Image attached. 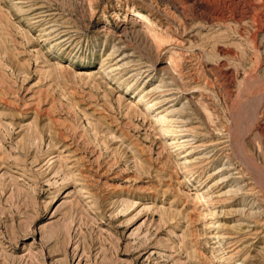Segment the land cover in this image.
<instances>
[{
	"label": "rangeland",
	"instance_id": "rangeland-1",
	"mask_svg": "<svg viewBox=\"0 0 264 264\" xmlns=\"http://www.w3.org/2000/svg\"><path fill=\"white\" fill-rule=\"evenodd\" d=\"M0 264H264V0H0Z\"/></svg>",
	"mask_w": 264,
	"mask_h": 264
},
{
	"label": "bare ground",
	"instance_id": "bare-ground-1",
	"mask_svg": "<svg viewBox=\"0 0 264 264\" xmlns=\"http://www.w3.org/2000/svg\"><path fill=\"white\" fill-rule=\"evenodd\" d=\"M135 13V16H137V17H140V19L142 20V21H144L145 23H146V25H152V21L149 19V18H147V17H145V16H143L140 12H138V11H135L134 12ZM167 62V61H166ZM174 62H176V61H174ZM173 62V63H174ZM168 63H170L169 61H168ZM176 64V63H175ZM172 66V65H171ZM176 66V65H175ZM178 74V73H177ZM170 143L171 144H174V145H177V143L176 142H174L173 140H170ZM169 143V144H170ZM207 216V215H206ZM208 218V217H207ZM217 228L218 226L216 225V223L215 222H209L208 223V228H210V229H212V228ZM212 232V231H211Z\"/></svg>",
	"mask_w": 264,
	"mask_h": 264
}]
</instances>
